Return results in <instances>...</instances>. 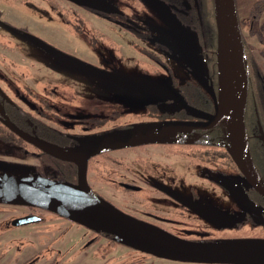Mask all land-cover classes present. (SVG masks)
<instances>
[{"label": "flooded vegetation", "instance_id": "af4514ba", "mask_svg": "<svg viewBox=\"0 0 264 264\" xmlns=\"http://www.w3.org/2000/svg\"><path fill=\"white\" fill-rule=\"evenodd\" d=\"M60 1L107 20L145 43L147 48L143 51L149 61V77L159 80L160 85L155 89L151 86L142 87L139 97L134 98L133 104L136 102V106L131 103L114 104L117 107H127V111L119 116L125 121L126 115H131L132 121L118 123L117 126L106 130L100 129L112 118H117L108 114L117 113L118 109L111 107V111L102 116V122H98L101 115L97 105L92 106L94 110L97 108L96 112L82 111L81 106L77 105L75 110L69 111L71 102H68L66 94L51 84L50 61L37 58L33 49L28 48L30 44L26 39V30L0 17V27L5 29L9 36L4 42L0 40V177L45 178L76 184L77 165L51 155L46 148L70 155L74 151L87 150L89 141L105 140L106 138L99 139L102 134L122 130L134 124L148 126L150 123L162 122L173 126L175 122H181L188 124L187 128L204 131H198V136L194 138L190 137L193 143L159 144L154 141L140 146H175L177 151L180 148L186 149L189 153L185 156L197 160L198 168L207 165L205 173L208 172L207 169L216 172V175L188 176V181L206 180L220 192L185 193L186 191L179 190L180 187L175 188V180L172 177L154 180L151 176L142 175L143 170L155 169L148 165L147 160L134 158L125 161L109 157L112 156L111 152L133 149L136 145L108 150L87 160L86 182L91 195L97 201L110 203L143 225L165 231L187 244L210 247H264V196L245 180L234 162L229 160L231 157L225 147L226 138L221 133L211 131L217 122L209 125L211 116L203 109L188 104L189 107L205 113L206 117L195 116L187 110L194 119L179 118L181 113L178 111V105L184 106L186 102L176 95L175 84L176 91L179 86L191 82L198 83L204 89H210L207 67L209 63L206 61L210 43L209 31L206 28V1L159 0L161 4L157 7L146 0H135L142 3L143 7L139 8L134 0H131L134 4H127L125 12L110 3V0H105V11L91 10L67 0ZM148 8L162 16L165 23L156 25L145 13ZM16 37L24 40L21 46ZM27 42L29 45H26ZM175 58L184 61V69L189 76L183 83L175 81L171 67V64L175 65ZM191 61L195 64L190 65ZM105 76L111 77L108 74ZM26 79L32 81L28 84ZM156 130L146 133L152 135ZM206 130L210 133L205 132ZM165 132L157 141L161 140ZM67 167L75 170L74 177L67 176ZM262 183L264 184L263 181ZM0 205L25 207L28 210L15 218L27 215L39 218L37 222L20 225L11 224L15 219L12 218L7 225L13 229L37 226L43 221L40 212L44 211L60 216L63 221L68 222L64 232L71 233V229H75V233L79 230L85 231L88 238L84 242L83 239L72 240L73 246L81 243L76 246L78 256L72 254L68 257L74 264H236L160 257L100 231L97 224L81 223L39 207L2 203ZM3 225L1 223L2 227ZM243 229L244 231H241ZM247 229L248 232L244 233ZM106 247H110V250H105ZM26 264L31 262L26 261Z\"/></svg>", "mask_w": 264, "mask_h": 264}, {"label": "rangeland", "instance_id": "374dc122", "mask_svg": "<svg viewBox=\"0 0 264 264\" xmlns=\"http://www.w3.org/2000/svg\"><path fill=\"white\" fill-rule=\"evenodd\" d=\"M134 2L110 0V3L124 12L127 4H134ZM137 2L135 5L142 8V3ZM250 4L248 0H235L238 18L244 24ZM145 13L156 25L165 23L162 16L149 8ZM0 17L26 30L28 35L26 39L30 44L26 43L29 45L28 48L33 49L37 58L50 61L51 84L66 94L68 102H71L68 106L69 111L75 110L76 105L81 106L82 111L96 112L98 108L101 115L98 122H102V116L111 111V107L118 109L117 113L108 114L115 115L117 118H112L100 129L106 130L117 126L118 123L132 121L131 115H126L125 121L122 116H119L127 111L125 110L127 107L124 105L117 107L114 104H133L134 98L139 97L142 87L151 86L155 89L160 85L159 80L149 77V61L143 51L147 48L145 43L115 24L82 11L69 3L60 0H0ZM8 37V32L0 27V40L4 42ZM247 41L253 70H259L261 74H264V43L260 42L259 36L248 37ZM18 42L21 46L24 40L19 39ZM38 42L47 43L61 51L63 55L52 54L40 47ZM72 58L103 70L111 77L89 71L73 62ZM246 58L245 53V60ZM182 61L175 58V65L171 64L177 83H183L189 78ZM30 81L32 80L26 79L25 82L29 84ZM217 93H219L218 83ZM228 93V100H230L233 96L231 92ZM136 104L135 102L133 106ZM56 105L60 107L59 104ZM93 105H97L96 110L92 109ZM132 148L111 152L112 156L109 157L125 161L134 160V158L147 160L148 165L155 169L143 170L142 175L151 176L150 178H155L154 180H159L160 177H172L175 180V188L180 187L179 190L186 191L185 193L220 192L216 186L209 182L208 184L206 180V182L203 179L200 182L188 181V176L216 175V172L207 169L208 172L205 173L207 165L198 168L197 160L186 157L189 153L186 149L180 148L177 151L175 146L154 147L153 145ZM26 212L28 210L25 207L0 205V264H26V261H30L31 264H65L66 261L69 262L66 264H74L75 262L68 257L72 254L78 256L76 246L81 243L76 246L71 243L81 239L84 242L88 238L85 236L87 233L83 230L75 233V229H71V233L64 232L68 222L63 221L60 216L44 211L40 212L43 221L37 226L13 229L7 225L10 219ZM1 223L4 224L3 227ZM105 250H110V247H106Z\"/></svg>", "mask_w": 264, "mask_h": 264}, {"label": "water", "instance_id": "95a60500", "mask_svg": "<svg viewBox=\"0 0 264 264\" xmlns=\"http://www.w3.org/2000/svg\"><path fill=\"white\" fill-rule=\"evenodd\" d=\"M78 6L86 7L91 10L105 11V0H67ZM147 2L159 7V0H146ZM216 9V32H217V62L219 70V98L216 104L215 114L209 125H213L221 118L227 121V137L229 143L225 145L228 154L231 156L234 164L245 180L262 196H264V184L259 180L257 173L250 161L251 170L242 167L235 157L237 143L232 139V126L228 119V113L225 109L219 111L220 98L222 96V61L221 50L224 46V28L228 27L232 36L235 49L239 59V65L242 69V95L239 103L237 121L234 131L237 135H243L247 147V137L245 132V106L248 93V70L245 60L242 37L238 25L235 0H214ZM10 27V26H9ZM12 28V27H10ZM13 29V28H12ZM43 49L55 54L62 55V52L54 47L38 42ZM72 61L82 65L89 71L102 76L107 75L103 70L97 69L89 64H85L78 59L72 58ZM224 95L228 100L230 92L225 91ZM224 93V92H223ZM195 116L202 118L206 114L198 109L185 106ZM150 127H158L153 132H130L108 137L100 142H88V149L85 151H74L70 155H63L53 150L47 149L51 155L63 160L71 161L77 165V182L61 183L51 181L45 178H16L11 176L0 177V203L10 205H24L39 207L48 211L58 213L78 220L81 223L97 224L105 231L115 235L119 240L148 253L160 257L180 258L203 261H221L236 264H264V247L254 246H227L210 247L195 246L175 239V236L162 231L151 229L136 219L124 214L110 203L97 201L91 195L86 182V163L87 160L97 154L112 149L131 147L141 144L157 141L159 137L168 128H185L188 124L177 123L167 125L165 123H150ZM248 151V148H247ZM249 156V154H248ZM8 166V164H6ZM39 220L36 216H23L12 220L11 224L20 225ZM212 258V259H207Z\"/></svg>", "mask_w": 264, "mask_h": 264}, {"label": "trees", "instance_id": "16d2710c", "mask_svg": "<svg viewBox=\"0 0 264 264\" xmlns=\"http://www.w3.org/2000/svg\"><path fill=\"white\" fill-rule=\"evenodd\" d=\"M206 1V14L208 12V26L210 43L208 45V57L206 58L210 89H204L201 85L189 83L188 85L179 86L176 91L179 99L186 105L195 106L203 109L211 117L215 112L217 102V83H218V62H217V34H216V9L214 0ZM251 4L246 12V23L239 20V27L242 33L244 51L246 53V62L248 66V93L245 106V132L247 137V146L252 165L259 178L264 182V74L259 70H253L251 59L249 57L250 47L247 41L248 37L259 36L260 42L264 43V0H248ZM209 11H208V10ZM264 52V49H263ZM201 58V57H199ZM253 58V57H252ZM250 61V62H249ZM191 64L195 62L191 61ZM251 69V70H250ZM181 120L194 119L188 113L184 106L178 105ZM227 121L221 118L212 128L211 131L217 134L221 133L226 138L227 136ZM157 127L146 126L145 124H134L122 130H114L112 132L100 135L99 139L112 137L119 134L130 132H148L156 130ZM199 129L184 128V129H169L162 137L159 143L164 144H185L192 142L191 138L198 136ZM205 132H209L206 130ZM191 137V138H190ZM200 137V136H199ZM227 140V139H226ZM193 143V142H192ZM198 143V142H196ZM231 161V159H229ZM67 176L74 177L75 171L72 167H67ZM71 179V178H69ZM100 231H104L99 227ZM108 233V232H105ZM110 234V233H108ZM112 235V234H110ZM114 236V235H113Z\"/></svg>", "mask_w": 264, "mask_h": 264}, {"label": "bare ground", "instance_id": "6f19581e", "mask_svg": "<svg viewBox=\"0 0 264 264\" xmlns=\"http://www.w3.org/2000/svg\"><path fill=\"white\" fill-rule=\"evenodd\" d=\"M222 63V96L219 111L225 109L232 126V139L237 143L235 157L242 167L251 170L245 138L234 131L237 113L242 95V69L229 28H224V46L221 50ZM230 91L232 99L227 100L225 91ZM224 92V93H223Z\"/></svg>", "mask_w": 264, "mask_h": 264}]
</instances>
